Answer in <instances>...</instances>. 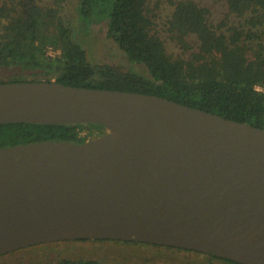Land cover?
<instances>
[{
    "label": "water",
    "instance_id": "water-1",
    "mask_svg": "<svg viewBox=\"0 0 264 264\" xmlns=\"http://www.w3.org/2000/svg\"><path fill=\"white\" fill-rule=\"evenodd\" d=\"M93 123L85 143L0 147V256L113 239L264 264V128L139 92L0 84V125Z\"/></svg>",
    "mask_w": 264,
    "mask_h": 264
},
{
    "label": "trees",
    "instance_id": "trees-1",
    "mask_svg": "<svg viewBox=\"0 0 264 264\" xmlns=\"http://www.w3.org/2000/svg\"><path fill=\"white\" fill-rule=\"evenodd\" d=\"M77 1L86 27L107 20L108 38L133 67L140 66L147 74L92 64L61 15L59 1L0 0V84L56 81L139 92L264 128V92L256 89L264 87V0ZM99 14L102 21L94 19ZM105 133L104 126L93 123H7L0 125V147L44 141L85 143ZM78 241L197 252L113 239ZM206 255L211 261L239 264ZM44 264L102 263L66 258Z\"/></svg>",
    "mask_w": 264,
    "mask_h": 264
},
{
    "label": "rangeland",
    "instance_id": "rangeland-1",
    "mask_svg": "<svg viewBox=\"0 0 264 264\" xmlns=\"http://www.w3.org/2000/svg\"><path fill=\"white\" fill-rule=\"evenodd\" d=\"M56 1L60 2L61 15L66 23L72 27L77 41L86 49L92 64H108L124 67L127 70L132 68L147 74L142 67H133L127 60L125 53L108 38L107 20L94 23L90 28H87L86 23L80 20L77 0ZM45 2L50 4L54 3L55 0H45ZM102 18L99 14L94 19L102 21ZM83 133L87 134L88 131L85 130ZM78 240L80 239L44 243L26 253L19 252L14 256L3 257L0 259V264H44L66 258L97 260L102 264H225L223 261H211L205 253Z\"/></svg>",
    "mask_w": 264,
    "mask_h": 264
},
{
    "label": "built area",
    "instance_id": "built-area-1",
    "mask_svg": "<svg viewBox=\"0 0 264 264\" xmlns=\"http://www.w3.org/2000/svg\"><path fill=\"white\" fill-rule=\"evenodd\" d=\"M256 89H257L258 91L264 92V87H262V86H257Z\"/></svg>",
    "mask_w": 264,
    "mask_h": 264
}]
</instances>
